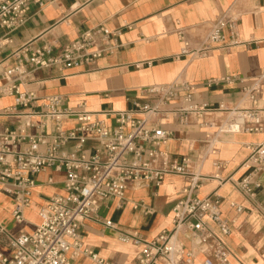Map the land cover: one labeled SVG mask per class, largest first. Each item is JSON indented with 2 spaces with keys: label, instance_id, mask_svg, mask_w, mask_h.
<instances>
[{
  "label": "built area",
  "instance_id": "built-area-1",
  "mask_svg": "<svg viewBox=\"0 0 264 264\" xmlns=\"http://www.w3.org/2000/svg\"><path fill=\"white\" fill-rule=\"evenodd\" d=\"M29 1L0 0V29L10 33L20 27L27 18ZM119 34V29L110 30L98 24L58 48L50 44L21 47L13 53L16 63L0 69V94L12 95L14 108L20 105L24 111L31 109L35 95L10 80L14 73L22 78L29 71L90 65L115 50ZM178 36L179 55L204 57L215 46L240 43L236 18L228 10L217 17L195 47H190L181 29ZM242 80L237 75H226L210 78L205 85H232ZM195 90L193 84L176 81L143 87L140 92L146 98L133 101L132 108L111 111V125L98 112L88 111L82 104L75 109L63 107L59 96H48L38 110L31 109L21 115L50 118L54 123L52 134L43 132L42 121H30V126L38 128L37 133L28 132L22 124L0 128V191L13 196L11 218L15 223L25 221L24 212L30 205L36 175L46 169L65 173L63 193L51 195L40 207L39 220L30 232L13 234L0 222V239L9 250V254L0 251V264H71L79 255L88 256L94 264H112L83 245L79 232L82 222L94 219L113 227L112 221L102 220L98 214L101 200L114 197L121 206L128 187L159 186L168 175L180 176L187 182L171 208V228L162 229L149 240L136 231L117 235L120 242L138 246L132 264H194L201 255L199 264H245L234 260L225 243L231 229L230 221L220 210V195L213 191L198 196L194 190L207 177L199 172V164L209 154L216 153L223 133H264V105L259 103L258 88L254 85L241 88L249 106H228L221 102L212 107L195 100ZM8 110L0 111V116ZM155 115L172 117L183 125L195 124L204 131V149L196 160L188 155H170L165 148L169 132L152 122ZM64 117H74L75 126L63 129ZM71 140L76 144L74 151L65 148ZM245 146L248 149L245 162L251 169L237 182V188L254 200L263 186L260 175L264 168V139ZM88 148L92 151H87ZM223 166V160L213 163L212 178L219 179ZM255 204L264 219V201ZM241 209L236 206V211Z\"/></svg>",
  "mask_w": 264,
  "mask_h": 264
},
{
  "label": "crops",
  "instance_id": "crops-1",
  "mask_svg": "<svg viewBox=\"0 0 264 264\" xmlns=\"http://www.w3.org/2000/svg\"><path fill=\"white\" fill-rule=\"evenodd\" d=\"M226 10L236 18L240 43L215 46L204 57L179 55V29L193 48ZM98 24L110 30L119 29L118 46L112 52L87 66L52 67L29 71L22 78H18V73L10 77L22 90L34 93L31 109L38 110L48 96H59L63 107L75 109L82 104L86 110L98 112L111 125V111L132 108L133 101L146 98L140 89L175 81L195 85V100L212 107L221 102L228 106H249L241 88L254 85L258 88V101L264 105V0H30L27 18L20 27L10 33L0 29V69L12 67L16 63L13 53L25 45L50 44L58 48ZM228 36L226 30V40ZM226 75H237L243 80L232 85H205L210 78ZM5 108L9 110L0 116V128L22 124L28 132L37 133L38 128L30 126V121H42L44 133L54 132L50 118L24 117L21 114L26 110L20 105L14 108L12 95L0 94V111ZM152 122L169 132L165 148L172 157L188 155L196 160L203 151L204 131L197 125H183L172 117L158 115L152 117ZM75 124L74 117L62 120L63 129H71ZM263 139L264 133H223L216 153L209 154L199 164V172L207 177L194 190L198 196L210 195L213 191L220 195V210L230 221L231 229L224 238L225 243L234 260L245 264H264V219L255 209V201H264V168L260 175L263 186L255 201L238 190L237 182L251 169L245 162L248 156L245 145L257 144ZM65 148L76 150L75 141H68ZM87 151L91 152L92 148ZM216 160L224 161L219 179L212 178ZM64 177L63 171L52 169L36 175L22 223H15L11 218L13 196L0 191V222L13 234L30 232L39 220L40 207L51 195L63 193ZM186 184L182 177L168 175L159 186L128 187L121 206L114 197L101 200L98 214L114 226H104L94 219L84 220L79 229L83 245L112 264H132L138 246L120 242L117 235L136 231L149 240L162 229H170L171 208ZM236 206L242 209L236 211ZM0 251L9 254L1 239ZM200 259L202 255L194 264H199ZM71 264L94 263L88 256L79 255Z\"/></svg>",
  "mask_w": 264,
  "mask_h": 264
}]
</instances>
